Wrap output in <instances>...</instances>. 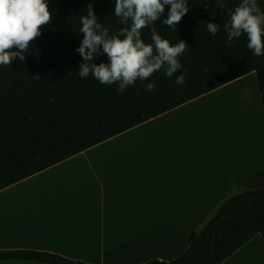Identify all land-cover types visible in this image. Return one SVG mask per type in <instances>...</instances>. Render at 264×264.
I'll return each mask as SVG.
<instances>
[{"label": "crops", "instance_id": "0c3cea01", "mask_svg": "<svg viewBox=\"0 0 264 264\" xmlns=\"http://www.w3.org/2000/svg\"><path fill=\"white\" fill-rule=\"evenodd\" d=\"M252 75L1 189L0 249L46 251L88 264L182 254L227 199L264 188V110L256 76L254 87L246 80ZM247 84L255 118L240 132L203 111L215 101L231 106L233 92ZM237 105L238 99L231 110ZM41 175L49 189L27 187ZM221 264H264L262 237L253 236Z\"/></svg>", "mask_w": 264, "mask_h": 264}, {"label": "trees", "instance_id": "16d2710c", "mask_svg": "<svg viewBox=\"0 0 264 264\" xmlns=\"http://www.w3.org/2000/svg\"><path fill=\"white\" fill-rule=\"evenodd\" d=\"M224 2L222 10L217 0H188L190 10L175 29L155 22L162 38L188 45L178 58L183 67L171 78L154 72L120 93L117 84H101L91 74L80 78L83 61L75 51L83 39L80 16L89 3L110 34L124 27L114 14L115 0H48L52 20L30 42L25 60L0 65V190L252 72L264 110V56L247 48L243 33L226 46L227 9L241 0ZM257 2L264 11V0ZM169 9L166 5L162 19ZM207 22L220 25L215 36ZM141 33L145 43H153L149 28ZM106 61V55L96 59ZM180 74L185 81L177 85ZM150 82H155L151 92ZM257 234L264 242V188L232 195L176 258L141 264H221ZM6 260L88 264L46 251L0 249V261Z\"/></svg>", "mask_w": 264, "mask_h": 264}, {"label": "clouds", "instance_id": "9594fccd", "mask_svg": "<svg viewBox=\"0 0 264 264\" xmlns=\"http://www.w3.org/2000/svg\"><path fill=\"white\" fill-rule=\"evenodd\" d=\"M166 5L170 9L167 18L162 19ZM217 5L222 10L227 8L224 0H217ZM85 10L79 29L83 39L75 50L83 61L78 69L80 78L91 74L101 84H117L116 91L122 93L137 80L143 83L154 72L163 70L171 78L182 69L178 58L188 45L182 39L173 45L162 38L155 22L175 29L190 10L188 0H115L114 14L124 25L117 34H110L109 28L98 22L92 3ZM227 14L230 19L223 26L226 46L243 33L247 48L257 57L264 56V11L257 0H241L234 9H227ZM51 20L48 0H0V65H11L17 58L24 61L30 42L41 35L42 27ZM143 28H149L152 44L142 39ZM206 29L215 36L220 25L207 22ZM101 55H106L107 61L97 63ZM184 81V74L176 76L177 85ZM146 87L149 92L154 91L155 82Z\"/></svg>", "mask_w": 264, "mask_h": 264}, {"label": "rangeland", "instance_id": "374dc122", "mask_svg": "<svg viewBox=\"0 0 264 264\" xmlns=\"http://www.w3.org/2000/svg\"><path fill=\"white\" fill-rule=\"evenodd\" d=\"M246 80L247 82H249V80H252V87H254L255 75L249 76ZM252 87L251 84L250 85L247 84L243 86V89L236 90L235 92H233V94L231 95L232 97L231 106H233V103L236 99H238V105L234 106L232 110L230 108L231 106H228L225 101H223V103L215 101L211 107L203 111H206L208 116H213L216 123L220 122L223 125L224 129L226 127H229V129L232 131L237 130L238 132H240L241 130H243L244 125L247 122H249L254 116L253 104L251 102V96L253 92ZM256 90H257V86H256ZM262 116L264 115L262 114ZM224 143H225V138H224ZM43 179H44V175H41L36 179H32L29 181L27 187L36 191L49 189V184L42 185Z\"/></svg>", "mask_w": 264, "mask_h": 264}]
</instances>
